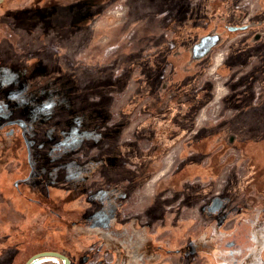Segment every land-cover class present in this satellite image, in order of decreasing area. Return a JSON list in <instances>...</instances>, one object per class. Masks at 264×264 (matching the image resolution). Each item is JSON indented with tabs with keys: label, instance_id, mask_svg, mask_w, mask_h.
I'll list each match as a JSON object with an SVG mask.
<instances>
[{
	"label": "rangeland",
	"instance_id": "obj_1",
	"mask_svg": "<svg viewBox=\"0 0 264 264\" xmlns=\"http://www.w3.org/2000/svg\"><path fill=\"white\" fill-rule=\"evenodd\" d=\"M11 109L35 159L58 170L70 155L74 178L82 144L132 146L131 229L148 222L172 250L151 264H217L177 252L211 221L237 233L222 239L227 256L245 253L254 230L262 248L242 264H264V0H0V113ZM3 127L16 139L0 142V264H21L67 242L49 222L61 223L58 203L15 185L30 171L27 145L20 125ZM215 198L224 206L212 216Z\"/></svg>",
	"mask_w": 264,
	"mask_h": 264
},
{
	"label": "crops",
	"instance_id": "obj_2",
	"mask_svg": "<svg viewBox=\"0 0 264 264\" xmlns=\"http://www.w3.org/2000/svg\"><path fill=\"white\" fill-rule=\"evenodd\" d=\"M221 22L224 21L220 20ZM233 26L235 25L231 22L225 24V28L230 30ZM91 147L82 144L78 149L81 152L79 154L81 160L78 164L81 171L75 178L72 176L73 172L70 171L68 159L70 155L55 157L56 160L59 159L56 164L58 170L53 166L47 167L40 164V161H36L44 168L42 179L44 182H41L39 176V184H42L41 187L48 186L51 197L58 196L56 192L61 187L63 189L61 196L75 192L76 197L68 201L66 206L69 209L77 210L79 213L87 214L88 218L98 217L100 221L97 223L100 234L92 233L84 236L80 241H76L69 250L72 264H151L156 262L158 254L156 248L153 249V241L150 240L148 234L150 231L148 229L146 232L134 231V235L131 236L129 233L132 232V224L125 221L123 216L121 217L119 214V210L125 205L130 193L129 187L125 183L132 180V173L124 171H130L127 169V164L133 158L131 156H133L134 149L132 146L123 143L121 146L114 145V147L107 145L98 154H91ZM33 151H35V143ZM44 153H49V151ZM34 157L36 158V153H34ZM78 199L83 200V202L77 205L71 204L72 201ZM215 213H209V215L213 216ZM72 220L78 221V216ZM213 222L211 221L210 224L215 223ZM72 224L77 227L80 226L79 222H72ZM60 227L65 231L67 229L66 225ZM106 227H110L109 230ZM129 227L130 229H128ZM63 230L62 232H64ZM101 232H106V234ZM103 238L112 249L104 245ZM109 254L113 260L107 263L106 256ZM146 260L149 263H145ZM33 264H62V262L57 258L46 257L38 259Z\"/></svg>",
	"mask_w": 264,
	"mask_h": 264
},
{
	"label": "flooded vegetation",
	"instance_id": "obj_3",
	"mask_svg": "<svg viewBox=\"0 0 264 264\" xmlns=\"http://www.w3.org/2000/svg\"><path fill=\"white\" fill-rule=\"evenodd\" d=\"M244 26V27H243ZM239 28H242V29H246L247 27H245V25H242V27L240 26ZM0 115H4V113H0ZM17 118H23L25 121H26V123H27V125H26V134H27V136H28V138H29V143H30V145H31V151H32V163H30L29 162V165H30V171L28 172V175H26L25 177H22V178H20L19 179V185L18 186H20L21 184H24L25 185V187L27 186V185H35V184H38V186L40 187V188H42V190H43V193H41V194H39L40 196H42V198H36V197H28V198H30V200H33L34 202H37V203H39V204H42V205H44V206H47V205H49L50 203L48 202L50 199H51V196H50V192H49V189H48V186H46L45 185V187L43 186V187H41L42 186V184L40 185L39 184V176H40V180H41V182L43 183L44 182V180H42L43 179V170H44V168H43V166H40L36 161H37V159H35V157H34V143L32 142V140H31V138H30V136H29V133H28V127H29V124H28V122H27V120H26V118L25 117H23V116H19V117H9V118H6V119H2V120H0V131H3L4 130V125L9 121V120H13V119H17ZM11 126L12 125H17V124H10ZM21 132H22V129H21ZM23 135V134H22ZM7 139H9V140H11V139H16L15 137H6ZM0 139H2V138H0ZM25 143H26V141H25ZM40 164H42V163H40ZM29 176V178H27ZM27 178V179H26ZM69 195H74V197H76V195H75V192H69V193H67V194H65L64 196H69ZM124 207V205L121 207V209L119 210V214L121 215V217L123 216L122 215V208ZM49 209H50V207H49ZM206 211L208 212V214L209 213H213V211H211L210 210V208L208 207V208H206ZM218 212V211H217ZM60 215V218H61V220H62V223H61V226H63V225H65L66 224V222H70L71 224H72V222L73 223H76V222H79V227H80V229L82 228L83 230H86L87 232H91V233H100L99 231H100V229H98V225L97 224H93L92 223V217H89L88 218V216H87V214H83V213H72L71 214V216H72V218H70V216L67 218H64V214H59ZM75 215V216H74ZM78 216V221H74V220H72L73 218H75V217H77ZM123 219H125V221H129V224H132V225H134L136 222H139V220H140V218H137V217H130V216H123ZM72 220V221H71ZM78 224V223H77ZM210 224V223H209ZM149 225V223L147 222V223H143V225L141 224V227H139L138 229H136V230H132V232H130L129 234L131 235V236H133L134 235V231H140V232H146L147 231V229L150 231V229L147 227ZM209 227L211 228L212 226H211V224L209 225ZM253 227L254 226H252V229H253ZM109 228L110 227H106V229L107 230H109ZM235 230V229H234ZM233 229L232 230H230V231H228V232H230V235L232 236L233 235V233L236 235L237 233L234 231ZM212 231H213V228H212V230H211V233H212ZM205 232H208V233H210L209 232V229H208V227L207 228H205L204 229V231L200 234V235H198L197 237H193V239H191L190 241H189V243H188V245L183 249V251H181V250H177V252H180V253H183L184 255H189V254H192L193 253V255H192V257L194 256V255H196L197 253H199V251H197V249H199V247H197L198 246V244H199V242H200V237H201V235L203 234V233H205ZM102 234H106V232H101ZM85 235H83L80 239H78V241H80L83 237H84ZM231 238V237H230ZM255 240V242L253 243L252 242V240ZM103 242H104V245L106 244V240H105V238H103ZM196 240H198V241H196ZM225 240V239H224ZM224 240H221L220 241V243H221V250L223 251V253H224V257L225 256H227V251H226V248L223 246V241ZM235 240V239H234ZM228 241V240H227ZM224 242L226 245H227V243H230L231 241H229V242ZM236 241V240H235ZM233 242V241H232ZM249 244L247 245V243H245V244H243V245H246L247 246V248H246V251H245V253H243V250L240 248V249H233L232 251H233V254H231L230 256L231 257H233V258H237V260H234L233 261V264H238V261H241L242 259H244L245 258V260L246 259H248V258H250L251 256H253V255H255L261 248H262V246H261V240H259V238H258V234H256V232L254 231V230H252V232H251V235L249 236ZM234 243H232L231 245H233ZM95 246H96V244H95ZM156 246L158 247L157 249L159 250V254H163L164 252H167V253H170V252H172V250L171 249H168L167 247H164L162 244H156ZM107 247V246H106ZM43 251H46V250H43ZM55 251H58V250H55ZM135 251V250H134ZM60 252H63V253H65L66 254V248L65 249H62ZM67 255V254H66ZM68 256V255H67ZM43 258H46V257H43ZM54 258V257H53ZM41 259V258H40ZM58 259V258H57ZM241 259V260H240ZM60 260V259H59ZM71 260V259H70ZM112 256H111V259L110 260H108V262L107 263H110V262H112ZM244 260V261H245ZM61 261V260H60ZM244 261H242V263L244 262ZM62 262V261H61ZM145 263H149V261H145ZM241 263V264H242ZM62 264H63V262H62ZM71 264H72V260H71Z\"/></svg>",
	"mask_w": 264,
	"mask_h": 264
},
{
	"label": "trees",
	"instance_id": "obj_4",
	"mask_svg": "<svg viewBox=\"0 0 264 264\" xmlns=\"http://www.w3.org/2000/svg\"><path fill=\"white\" fill-rule=\"evenodd\" d=\"M19 116H22V115L17 114L13 109H11V111L8 110L6 113H4V115H0V120H2V119L4 120V119L9 118V117H19ZM0 135H1V131H0ZM1 141L4 142V141H10V140L7 139L6 137H2V139H0V142ZM73 198H74V195H69V196L58 195V196L51 197V199L48 202L50 204L58 203V205H59V206H55V207H53V206L50 207V212L53 213L51 215H55V217L60 218L59 214H64L65 212L79 213L77 210L68 209L66 207V203L68 201L72 200ZM204 210H206V206H205ZM256 211L258 212V210H256ZM60 220H61V218H60ZM49 222L54 224L55 225L54 227L57 228V226H59V227L61 226L62 220H61V223L60 222L55 223L54 220L51 218V220H49ZM65 225L67 226V229L65 232L59 233V236H60L59 238L62 239V241L67 242V246L65 247L66 248V254L72 260V257L70 255L69 250L74 246V243L76 241H78V239H80L83 236V233H86L87 231L83 230L82 228L80 229V227H77V226L71 224L70 222H66ZM218 225L215 226V224H214L212 233L205 232L201 235L200 242L197 246V247H199V249H197V251L200 250V251L205 252L206 254L213 256L215 258V261L217 262V264H233V261L237 260V258H233L230 255L224 257L223 256L224 253L221 250V243H220V241L222 239L230 236V232L221 230L219 227L220 225L219 226ZM57 231H59V228L55 232H57ZM98 234H100V233H98ZM50 235H51L50 240H54L53 234H51V232H50ZM150 240L153 241V238L150 237ZM196 241H198V240H196ZM252 242L254 243L255 240L253 239ZM105 246H107V248H109V249H112V247H110V245H108L107 242H106ZM155 248H156L157 254H158L157 258L160 259L162 254H159V250L157 249L158 247L156 246V243H154V241H153V249H155ZM44 249L61 251L63 248L59 249V248H55V247H50V248H44ZM44 249H42L40 251H43ZM38 251L39 250L30 254L27 258H25V260L21 264H24V262L30 256L37 253ZM192 255H193V253L189 254V257H192ZM5 260H6V258H4V257L1 258L0 263H3ZM244 260H245V258L242 259L241 261H238V264H241L242 261H244Z\"/></svg>",
	"mask_w": 264,
	"mask_h": 264
},
{
	"label": "water",
	"instance_id": "obj_5",
	"mask_svg": "<svg viewBox=\"0 0 264 264\" xmlns=\"http://www.w3.org/2000/svg\"><path fill=\"white\" fill-rule=\"evenodd\" d=\"M233 28H237V27H231ZM7 125L10 124H18L20 125L21 129H22V134L24 136V139L26 141V145H27V150H28V160L30 163H32V151H31V145L29 143V138L26 134V121L23 118H17V119H13V120H9L7 123ZM29 178V176L27 177ZM26 178V179H27ZM15 185L18 186L19 185V180H17L15 182ZM224 206L223 201L220 198H215L211 204L210 210L213 212H216L217 210H220L222 207ZM43 257H54V258H58L60 259L63 264H71V260L69 258V256H67L65 253L60 252V251H55V250H46V251H40L37 252L35 254H33L32 256H30L25 262L24 264H33L35 261H37L40 258Z\"/></svg>",
	"mask_w": 264,
	"mask_h": 264
},
{
	"label": "built area",
	"instance_id": "obj_6",
	"mask_svg": "<svg viewBox=\"0 0 264 264\" xmlns=\"http://www.w3.org/2000/svg\"><path fill=\"white\" fill-rule=\"evenodd\" d=\"M250 15V13L248 12L247 14H246V16L248 17ZM248 26V24L246 25L245 24V27H247ZM242 27V26H241ZM244 27V26H243ZM122 215L123 216H126V215H128V216H130V214H129V210H128V207L126 206H124L123 208H122ZM141 216V215H140ZM135 217H138V218H140L141 219V217H139V213H135ZM111 259V254L110 255H107L106 256V260L108 261V260H110Z\"/></svg>",
	"mask_w": 264,
	"mask_h": 264
}]
</instances>
